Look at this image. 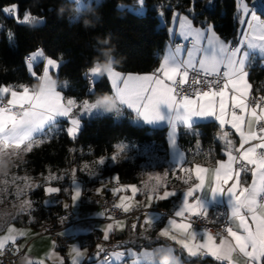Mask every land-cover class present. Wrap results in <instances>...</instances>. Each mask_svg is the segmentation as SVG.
Instances as JSON below:
<instances>
[{
    "label": "snow or ice",
    "instance_id": "6c2138e0",
    "mask_svg": "<svg viewBox=\"0 0 264 264\" xmlns=\"http://www.w3.org/2000/svg\"><path fill=\"white\" fill-rule=\"evenodd\" d=\"M70 2L77 6L78 13L81 9L86 10L90 6L84 0H70ZM137 2L142 10L144 0H137ZM191 3L192 7L188 11L194 13L195 0H191ZM211 3L212 0H209L210 6ZM261 7H264V0H253L251 6L246 0H239L238 11L248 17L245 21L247 31L243 34L244 38L239 46H232L220 40L213 30V25L208 24L202 29L193 28L191 20L187 16H181L179 17L181 34L185 40L191 38L192 43V47L186 49V58L182 55L185 50L177 46L163 56L158 69L152 74L123 77L115 70H109L107 73L114 89L113 95L120 104V110L116 115H121L122 106H126L145 122L166 121L172 129L170 145L173 148L177 145V125L193 129L198 119L214 117L221 128L230 125L239 136L237 148L235 142L228 139L229 133H223L221 139L225 142L224 154L227 160L218 161L215 168L209 169L197 164L194 169H183L189 179L194 175L195 182L183 192L181 206L174 212V217H180L183 220L187 214L189 222L177 223L175 218H171L168 220V226L159 235L181 245L187 250L189 257L203 254L214 257L221 264L225 262L226 264H264V96L258 100L250 99L252 86L248 81L249 69L254 62L256 50L264 60V19L258 14V8ZM2 11L20 25L31 26L43 23L29 10L21 12L17 4L4 7ZM177 15L174 14L173 18L175 19ZM2 27L0 25V29ZM14 35L11 30H8L9 40ZM38 57H44L46 61L42 76H37L34 71H31ZM25 60L31 75L41 82V88L36 91L20 85L22 91H18L14 85H0V152L8 149L21 152L22 145L23 151L31 152L34 145L38 146L43 142L42 139H37L38 136L50 138L53 131L62 130L59 128V118L69 119L71 126L66 131L72 139H75L81 128V117L97 112L96 106L85 99L80 102L82 109L80 116H74L73 109L77 108V100L68 98L65 101L61 91L46 86L45 82L52 77L49 69H58L62 59L46 57L44 51L39 49ZM99 72L98 66L89 69L93 77L98 76ZM89 91L96 96L93 88ZM6 96L10 98L5 103ZM18 112L20 115L17 114ZM117 147L118 154L111 158L113 161L118 158L120 152L125 150L123 146ZM183 160L184 155L179 153L177 163L182 165ZM98 164L104 165L105 159L101 158ZM249 171L253 178L252 183L242 186L241 173ZM206 178L209 181L208 184H206ZM189 179H185L184 183L189 184ZM159 180L160 178L157 177V185L151 187L153 193L159 186ZM72 187L75 194L71 199L76 202L81 196V188L76 181L75 170L72 176ZM145 187L147 188L148 185ZM131 191L135 194L137 188L131 186ZM205 191L213 198L225 194L229 197L231 222L236 224L237 230H233L231 226L226 227L227 235L221 236L219 244L215 243L213 235L207 231L203 233V244L192 245L187 241L177 240L175 236L170 235L172 229L189 232L194 240L196 233L191 231L194 223L191 217L205 220L209 218V212L201 197ZM60 192L59 187L45 188L48 196H54ZM176 194L175 191L164 190L163 194L156 195L155 199L165 200ZM190 198H192L191 202ZM153 199V195L148 196L149 207ZM30 207V202L24 201L21 211ZM65 207L68 206L65 205ZM117 207L123 208L124 212L129 211L123 203ZM221 215L223 213L215 214L216 217ZM249 215L251 223H249ZM151 219L152 217L147 215L145 222ZM135 227L133 225V228ZM112 228V224L107 225L105 240L108 239V231ZM7 233L8 235L0 237V253L9 242L14 245L18 236L25 235L22 230L13 227H8ZM16 250L19 251L18 248ZM98 250L104 251L100 246ZM74 252L77 256L82 255L78 249H74ZM149 254L147 250L139 254L119 253L116 261L117 264H121L124 256L128 255L134 257V264H145L143 257ZM112 261L113 257H107L101 264H112ZM22 264H43V261L24 257ZM73 264H78V261L74 259Z\"/></svg>",
    "mask_w": 264,
    "mask_h": 264
},
{
    "label": "trees",
    "instance_id": "16d2710c",
    "mask_svg": "<svg viewBox=\"0 0 264 264\" xmlns=\"http://www.w3.org/2000/svg\"><path fill=\"white\" fill-rule=\"evenodd\" d=\"M13 4L19 5L21 12L29 10L32 15L42 18L43 23L18 24L2 11ZM89 5L78 13L70 0H0V25L3 26L0 29V85H14L16 89L24 85L32 89L38 80L31 75L25 58L42 47L47 57L62 59L56 78L67 80L59 87L63 97L76 99L78 103L93 100L95 95L87 87V71L93 66L99 49L115 46V56L120 61L115 69L123 73L152 71L158 62V52L168 38L166 27L173 11L187 13L195 24L213 25L220 37L233 43L239 37L237 0H212L211 6L209 0H195L194 13L188 11L192 7L191 0H144L141 14L133 11L138 5L137 0H99ZM85 17L93 22V26H83ZM8 30L15 34L11 40L7 38ZM105 38H110L109 45L98 43ZM42 65L41 61L33 66L37 76L41 74ZM248 80L253 91L264 96V66L258 59L249 69ZM91 88L95 94L111 92L106 76L94 80ZM123 112L119 118L102 114L82 119L75 139L67 134L62 123L59 126L61 131H54L50 138L42 137V143L25 153L17 172L38 177L71 166L77 168L82 162L110 156L118 143H126L137 148H132L133 152L127 157L118 156L112 164L105 162L100 176L115 174L120 182L138 181L144 159L141 156L143 148L151 146L163 158L167 156L166 131L164 127L133 124L129 119L130 112L126 109ZM218 131L216 122H200L193 129L181 128L177 141L187 157L214 161L223 155L225 149L224 143L216 137ZM95 186L88 188L84 183L82 191L96 194ZM102 191L110 193L105 187ZM45 196V184L40 182L29 192L31 207L28 212L20 217L21 222H15L35 229H40L43 224H56L57 216L67 208L61 202L45 204ZM120 237L107 240L119 242ZM159 255L157 251L158 264ZM180 259L182 264H221L208 256H181Z\"/></svg>",
    "mask_w": 264,
    "mask_h": 264
},
{
    "label": "crops",
    "instance_id": "0c3cea01",
    "mask_svg": "<svg viewBox=\"0 0 264 264\" xmlns=\"http://www.w3.org/2000/svg\"><path fill=\"white\" fill-rule=\"evenodd\" d=\"M246 2L249 4L247 0ZM237 11H238V7H237ZM174 14H178L175 19L173 18ZM181 16H187L189 20H191L193 28L202 29L207 27L208 25V24H195L187 13L181 11H173L168 19V23L166 27L168 38L164 46L162 47L161 51L158 52V62L156 67L152 71L142 72V73H123L117 69H115V71L120 72L123 77H127L128 75L152 74L153 72L156 71V69H158L160 63L162 62L163 56L168 51L174 50L177 46H180L182 49L185 50L183 51L182 55L186 58L187 57L186 49L191 48L192 44L189 46L186 45L185 42L191 41V38L185 40L183 35L181 34L180 19H179V17ZM261 18L264 19V16L261 15ZM247 19L248 17H244V15L240 11H238V35H240L244 29L247 31V23L245 22ZM216 35L220 38V40L224 41L225 43L228 44L232 43L231 40L224 39L220 37L217 33ZM176 40H182L185 44L175 45L174 43ZM236 43H232L234 44L233 46H239V44L236 45ZM256 59H258L260 64L264 66V60L261 59V54L259 53L258 50H256L254 53V61ZM58 60L61 59L58 58ZM41 61L43 62V65L41 69L42 73L40 76H42L43 74V69L46 63L44 57H38L37 61L33 63V66H35ZM89 69L87 72L93 81L101 77V76H96V77L91 76V74L89 73ZM50 74L52 77H56L55 70L50 69ZM104 76H106V78L110 83L111 86L110 93L114 94V89L111 84V80L108 78L107 74ZM120 86L121 87L123 86L122 82ZM58 90L60 91L59 88ZM66 100L67 99H65V101ZM89 102H92V100H89ZM125 109L130 112L129 119L133 124L165 128L166 138L168 142L167 156L161 160L159 166L156 167L151 166L148 168L142 167L139 179L136 182H120L115 174L111 175L110 177H108L107 175H102L101 179L102 178L106 179L105 177H107L109 180L114 182L113 184H108L106 186H103L99 182H97L98 179L95 183H91L89 182V180L84 179L83 176L76 174L75 175L76 181H79L81 188V196L76 202H74L71 199L73 195L72 176H69L67 174L68 172L66 174L64 173L66 169L61 170L59 172L47 173L46 174L47 177L45 176V178L43 176L40 179L35 178L33 187H36L41 182L45 184V188L48 186L61 188V192L59 194H56L54 196L46 195L50 200L53 201H50L49 203L46 200V196H45L43 202L45 204L61 202L63 207L67 205L68 207L65 208L70 209L74 213L76 217V222L72 225L63 226L62 228H60L59 230L60 234L66 235L71 238V240L66 245H63L51 234L43 232L41 229H35L27 224L17 223L14 220L8 218V220L6 222L4 221L5 223L2 224V226H0V237L8 235L7 233L8 227H13L17 230H22L25 233V235L18 236V238L16 239V242H19L21 245L24 246V251L22 256L14 264H22V259L24 257H27L34 261H43V264H73L74 259L78 261V264H101L102 260L100 259V252L98 250V246H100L101 241L105 240L104 235H105L106 227L109 224H112L113 228L110 231H108V238L121 236L118 239L119 242H117L120 245L119 251L112 253L113 261L116 264H117L116 257L118 256L119 253L133 252L139 254L144 250H147L148 253H150L149 255H145L143 257L145 264H158L156 257L157 251H159L161 255L164 254L165 252L171 251L173 253V257L175 258L178 256L179 259L181 256L186 258H193V257H189L187 250L183 249L181 245L177 244L174 240H171L166 237H161L159 233L165 227L168 226L169 219L175 218L174 212L181 206L183 200V192L187 190L190 184H193L195 182L194 175H192L191 179H189L188 174L185 173L183 169L184 168L194 169V167L197 164L205 168L213 169L217 166L218 161L227 160V157L223 153L222 156L216 158L214 161H198L193 159L192 157L189 158L185 155L184 151L179 146L178 141L176 148H173L170 145V133L172 129L171 126L168 125L166 121H159L153 123L145 122L142 118H138L136 113L133 110L128 109L126 106H122L121 115L117 116L115 114V117L119 118L123 116L124 113L123 111ZM80 110L82 109L80 103H78L77 108H75L73 111V114L74 113L76 114V111L78 113V111ZM102 114L103 113L97 111L90 116L85 115L81 117V120L84 118L92 117L95 115H102ZM79 116L80 113L77 114V117ZM205 121H214L217 123L219 127V131L216 137L220 139L224 143V145L225 142L223 139H221V136L223 135L224 132H228L229 133L228 139L234 141L235 146L237 148L239 147V136L235 134V130L231 129L230 125H225L223 128H221L219 126V122L215 120L214 117L198 119L196 123L205 122ZM62 123L65 126L64 127L65 130L70 126V122L68 118H64L59 123V126ZM181 128L184 127L181 125H177L176 140L178 137L179 130ZM41 138L42 137L39 136L37 137V139H41ZM23 148L24 146L21 147L22 158H24V155L26 153V151H23ZM113 153L108 157H102V158L105 159V162L112 164L114 161L111 158L117 155ZM179 153H182L184 155V160L182 162V165L177 163ZM100 159L101 158L96 159L97 163ZM250 167L251 166L249 165V168ZM52 177L55 178L52 179ZM157 177L160 178L159 186L156 188V192L153 193L151 191V187L153 185H157ZM185 179H189V184L184 183ZM252 179L253 178L251 176L250 171L241 173L242 186L250 185L252 183ZM84 183L88 188H91L96 185L94 189V192H96V194L93 193L87 194L86 192H85L86 194H84L82 191V185H84ZM208 183L209 181L206 178V184ZM230 184L231 181L229 182V185ZM145 185H148V187L146 188ZM131 186H135L137 188V192L135 194L132 193ZM104 187L106 188V190H109L110 193H112L115 196L116 205H120L121 203H123L125 207H128L130 209V207L133 204H140L145 208L149 209V211L138 214L136 217H131L127 219L104 220L105 212L98 205V194L102 191V189H104ZM65 189H67V191H65ZM164 190L175 191L177 194L165 200H156L155 196L162 195ZM149 195L154 196V199L150 207L148 206ZM201 197L208 211L210 209L211 203L213 202L225 203L228 210L230 226L233 227V230H237L236 224L231 222V213L228 204L229 197L226 194L217 195L213 198L210 193H207V191H205L204 193L201 194ZM191 199L192 198H190V202ZM156 210H165V211L168 210L167 212L170 215L162 216L161 213H159ZM19 213H25V211H20ZM7 215H10V212ZM147 215H150L152 219L146 223L145 221ZM180 222L183 221L177 220V223ZM249 223H251L250 215H249ZM133 225H135L136 227L133 228ZM191 231L196 233V237L194 240L192 239L189 232H185L177 229H172L170 235L175 236L177 240H184L192 245L203 244L204 243L203 233L205 230L192 228ZM96 234H98L99 236ZM90 235L92 236L89 238L88 236ZM94 236H96V238H94ZM220 239L221 238L214 237L215 243L219 244ZM148 241L152 242V244H147L146 242ZM74 249H78L82 255L77 256L76 252H74ZM98 252L99 255H97ZM204 256H208L215 259L210 255H203V254L195 257H204ZM149 257H151V260L148 259ZM121 264H134V258L132 256L127 255L126 262Z\"/></svg>",
    "mask_w": 264,
    "mask_h": 264
},
{
    "label": "built area",
    "instance_id": "2783aa9c",
    "mask_svg": "<svg viewBox=\"0 0 264 264\" xmlns=\"http://www.w3.org/2000/svg\"><path fill=\"white\" fill-rule=\"evenodd\" d=\"M253 0H249L250 6L252 5ZM258 13H260L262 16H264V7L258 8ZM246 30L244 29L242 33L238 37V41L236 45L240 44V41L244 38L243 34ZM186 45H191V41L185 42ZM182 40H176L175 45H182L185 44ZM233 43V42H232ZM230 43L232 46L234 44ZM39 49H42V47H39ZM28 57V56H27ZM223 71V69H222ZM93 80L87 75V87L88 90L92 87ZM187 87V86H185ZM261 95L256 94L253 89L250 91V99L255 98L259 99ZM6 103V100H5ZM103 182L100 184L103 186H106L108 184H113L114 182L111 180L103 179ZM98 205L101 207L104 212V220H116V219H127L131 217H136L138 214L144 213L149 211V209L145 208L144 206L140 204H133L128 212H124L123 208L117 207L115 202V196L112 193H106L104 191L100 192L98 194ZM159 213H161L162 216L170 215L165 210H156ZM209 218L208 219H200L198 217H191V220L194 221L193 228L195 229H201L209 232L211 235H213L216 238H221L222 235L226 236L227 233L225 231V228L230 226V220L228 216V210L225 203H219V202H213L210 205L209 209ZM217 213H223V215L216 217L215 214ZM177 220L183 221V222H189L186 214V218H180L175 217ZM56 224L50 223L45 225L42 228L43 232L51 234L54 238H56L61 244L66 245L71 238L62 235L59 233L60 228L63 226L72 225L76 222V217L74 213L70 209H66L64 212L59 214L57 216ZM96 238V236H94ZM100 247L104 249L103 252H100V259L104 261L107 257H113L112 253L117 252L120 249V245L117 242L109 241V240H103L100 242ZM19 249L17 251L16 249ZM24 246L21 245L19 242H15L13 245L12 243H9L5 246L2 253H0V264H14L23 254ZM127 260V255L124 256L123 261L121 263H125ZM112 264L114 261H112Z\"/></svg>",
    "mask_w": 264,
    "mask_h": 264
},
{
    "label": "rangeland",
    "instance_id": "374dc122",
    "mask_svg": "<svg viewBox=\"0 0 264 264\" xmlns=\"http://www.w3.org/2000/svg\"><path fill=\"white\" fill-rule=\"evenodd\" d=\"M98 1L99 0H84V2L86 4H91L92 2L96 3ZM238 5H239V0H237V7H238ZM75 7H77V6L75 5ZM133 11L141 14L144 10H143V8L141 10V6L138 4L136 8H133ZM258 14L260 15V13H258ZM40 19L42 20V18H40ZM33 52H31L30 54H32ZM31 71H34L33 67H32ZM56 72H57V69H55V73ZM41 73H42V71H41ZM49 74H50V69H49ZM16 90L22 91V89H16ZM8 98H10V96H7V98L5 100H7ZM73 111H74V109H73ZM80 112H81V110L78 111V113L76 111V114L74 113V116H77V114H79ZM63 119L64 118H59V123ZM117 146H123L125 149L123 152L119 153L118 156L120 158L121 157L122 158L127 157V154L129 152H133L132 148H137V147H135L136 145L131 146V145L126 144V143H118L116 145V148H115V151L113 154H118V147ZM138 151H139V149H137L136 152H138ZM141 156H143V158H144L143 162L141 163V169H142V167L148 168L151 166H155V167L159 166L161 163V160L163 159V156L158 154L157 152H155L151 146L143 148ZM23 159L24 158H22L21 160H17L15 165L13 167H11V169L8 171L7 174H0V226H2V224H4L8 220V218H10L11 220L17 221V222L22 221L20 219V217H22L24 215V213H19L21 211V205L23 204L24 201H28L29 192L32 190V188L34 186L35 178H39V179L42 178V176L33 177L32 175L28 174L27 172H21V173L17 172L16 168L21 164ZM102 166L103 165H99L96 160L90 161V162H82L77 167L78 169H76L75 166H71V167L66 168L64 173L66 174L68 172L67 174L69 176H73V171L75 170V175L78 174L80 176H83L84 179L89 180V182H91V183H95L97 181V179H98L97 182L101 183V181L103 179V178L101 179L102 176H100V172L103 168ZM47 173H50V172H46L45 175H43L44 178H45V176L47 177V175H46ZM93 177H95V178H93ZM105 178H107V177H105ZM77 183L80 186L79 181H77ZM48 187H50V186H48ZM72 194L73 195L75 194L73 187H72ZM46 200L47 201H53V200H50L47 196H46ZM9 212H10V215H7V214H9ZM27 212H28V209L25 210V213H27ZM45 225H47V224H43L40 227V229L42 230V228ZM146 263H148V262H146Z\"/></svg>",
    "mask_w": 264,
    "mask_h": 264
},
{
    "label": "clouds",
    "instance_id": "9594fccd",
    "mask_svg": "<svg viewBox=\"0 0 264 264\" xmlns=\"http://www.w3.org/2000/svg\"><path fill=\"white\" fill-rule=\"evenodd\" d=\"M85 28L93 26V22L85 17L82 21ZM98 43L105 46L109 45L110 38L99 40ZM120 64L119 59L115 56V46L102 47L98 51V56L93 59V66H98L100 72L98 76H104L109 70H115ZM46 86L50 88L58 89L61 85L66 84L67 80H60L56 77H51L46 82ZM41 88V82L37 81L33 86V89L39 91ZM96 106V110L103 113L104 115H115L120 110V104L115 96L109 92L97 93L92 102ZM20 115V113H17ZM22 159V153L16 149H8L0 152V174H7L8 171L13 167L17 160ZM151 260V257L148 258ZM159 264H182L179 257H173L171 251L165 252L159 255Z\"/></svg>",
    "mask_w": 264,
    "mask_h": 264
}]
</instances>
